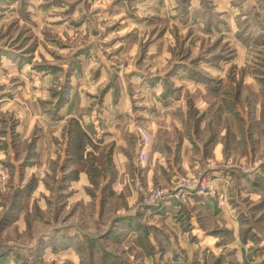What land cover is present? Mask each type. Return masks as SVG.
<instances>
[{
    "label": "rangeland",
    "instance_id": "rangeland-1",
    "mask_svg": "<svg viewBox=\"0 0 264 264\" xmlns=\"http://www.w3.org/2000/svg\"><path fill=\"white\" fill-rule=\"evenodd\" d=\"M0 264H264V0H0Z\"/></svg>",
    "mask_w": 264,
    "mask_h": 264
},
{
    "label": "built area",
    "instance_id": "built-area-1",
    "mask_svg": "<svg viewBox=\"0 0 264 264\" xmlns=\"http://www.w3.org/2000/svg\"><path fill=\"white\" fill-rule=\"evenodd\" d=\"M139 132H140V136L142 139V150H141L140 155H141V159L143 160L144 158H146V151H147L148 146L150 144V136L146 131H144L142 129H139ZM201 187L203 188V190H206L205 189L206 187L204 185H202ZM155 197L156 198L160 197V195H156Z\"/></svg>",
    "mask_w": 264,
    "mask_h": 264
},
{
    "label": "crops",
    "instance_id": "crops-1",
    "mask_svg": "<svg viewBox=\"0 0 264 264\" xmlns=\"http://www.w3.org/2000/svg\"><path fill=\"white\" fill-rule=\"evenodd\" d=\"M132 216H135V215H132ZM116 224V223H115ZM112 233V232H111Z\"/></svg>",
    "mask_w": 264,
    "mask_h": 264
}]
</instances>
